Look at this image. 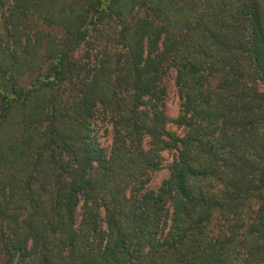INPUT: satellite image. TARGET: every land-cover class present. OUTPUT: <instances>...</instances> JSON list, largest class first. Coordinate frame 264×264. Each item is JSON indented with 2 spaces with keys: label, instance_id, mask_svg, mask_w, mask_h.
I'll list each match as a JSON object with an SVG mask.
<instances>
[{
  "label": "trees",
  "instance_id": "obj_1",
  "mask_svg": "<svg viewBox=\"0 0 264 264\" xmlns=\"http://www.w3.org/2000/svg\"><path fill=\"white\" fill-rule=\"evenodd\" d=\"M0 264H264V0H0Z\"/></svg>",
  "mask_w": 264,
  "mask_h": 264
},
{
  "label": "rangeland",
  "instance_id": "obj_2",
  "mask_svg": "<svg viewBox=\"0 0 264 264\" xmlns=\"http://www.w3.org/2000/svg\"><path fill=\"white\" fill-rule=\"evenodd\" d=\"M174 74H175L174 70L171 69L165 77V87H166L165 109L169 117L176 116L178 110V103H179L178 95L174 85ZM168 163H169L168 160H166L165 165H167ZM168 175L169 173L166 169L157 172L154 175L151 183L149 184V187L157 189L160 186L161 182L168 177Z\"/></svg>",
  "mask_w": 264,
  "mask_h": 264
}]
</instances>
